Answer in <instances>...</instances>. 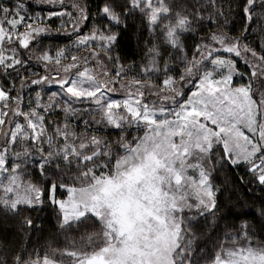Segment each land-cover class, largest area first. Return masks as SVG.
I'll list each match as a JSON object with an SVG mask.
<instances>
[{
	"label": "snow or ice",
	"instance_id": "1",
	"mask_svg": "<svg viewBox=\"0 0 264 264\" xmlns=\"http://www.w3.org/2000/svg\"><path fill=\"white\" fill-rule=\"evenodd\" d=\"M36 6L0 0V213L56 232L0 264H264V0Z\"/></svg>",
	"mask_w": 264,
	"mask_h": 264
},
{
	"label": "trees",
	"instance_id": "2",
	"mask_svg": "<svg viewBox=\"0 0 264 264\" xmlns=\"http://www.w3.org/2000/svg\"><path fill=\"white\" fill-rule=\"evenodd\" d=\"M36 6V5H35ZM33 9H40L39 7H32L30 11ZM43 15L46 13L43 12ZM59 23V21H57ZM140 27V21H136L135 24H130L129 29L125 32L120 40V43L117 48V53L128 62H136L140 63L142 60L143 55V48L139 46L138 39H137V29ZM231 28V26H230ZM229 29L230 35H239V26L236 25L237 31L233 32ZM217 29L212 27L209 29V32H214ZM70 31V30H69ZM207 33H202V35H206ZM250 40H255L256 37L250 35ZM191 43V41H189ZM62 116V115H61ZM73 125H75V121H72ZM81 128H78L79 131ZM243 175V173H239ZM35 178V177H33ZM223 177L217 179V184H220V180ZM223 187L222 184H220ZM257 195H261L260 193H256ZM228 195H231L229 193ZM239 199L241 201H246L248 205H252L254 197L245 189H240L238 192ZM237 202V196L231 195V199H228L227 196L221 197V203L224 205L221 209V212L218 215H226L229 217V220L234 221L237 225L241 223L240 220L235 219V212L230 213V209H233V205ZM237 208L235 211H238ZM33 216L34 221L36 224L42 228L43 230H37L32 232L30 235L22 236L21 233L18 231V222L12 218L5 217L3 213H0V244L8 246L10 248L18 247L23 240L24 243L27 244L29 251L33 248L35 249H43L46 248L48 243L53 240L51 234L56 232V216L55 213L49 208L45 209L43 212L40 213H30ZM249 220H253L252 216L248 217ZM63 240V237H59L57 243ZM0 255H5L2 249H0Z\"/></svg>",
	"mask_w": 264,
	"mask_h": 264
},
{
	"label": "rangeland",
	"instance_id": "3",
	"mask_svg": "<svg viewBox=\"0 0 264 264\" xmlns=\"http://www.w3.org/2000/svg\"><path fill=\"white\" fill-rule=\"evenodd\" d=\"M69 2H70V0H69ZM32 4H33V7H36L37 8V6H35V5H38L39 4V0H32ZM32 10V9H31ZM30 12H35L36 14H38V15H43L42 13H43V11H41V9H33L32 11H30ZM69 30H71V29H69ZM70 43V42H69ZM61 46H63V44H61ZM118 98H119V96H118ZM51 120H63V116H61V115H54L52 118H51ZM51 131V130H50ZM79 131H82V128L79 130ZM133 134L134 135H138V134H141V133H135V132H133Z\"/></svg>",
	"mask_w": 264,
	"mask_h": 264
}]
</instances>
